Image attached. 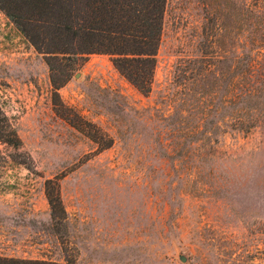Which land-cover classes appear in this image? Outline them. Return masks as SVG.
Wrapping results in <instances>:
<instances>
[{
    "label": "rangeland",
    "instance_id": "1",
    "mask_svg": "<svg viewBox=\"0 0 264 264\" xmlns=\"http://www.w3.org/2000/svg\"><path fill=\"white\" fill-rule=\"evenodd\" d=\"M241 1L166 0L146 94L102 53L53 92L42 54L0 9V256L264 264V123L228 130L199 68L210 62L223 86ZM45 179L58 181L63 224L50 220Z\"/></svg>",
    "mask_w": 264,
    "mask_h": 264
},
{
    "label": "trees",
    "instance_id": "2",
    "mask_svg": "<svg viewBox=\"0 0 264 264\" xmlns=\"http://www.w3.org/2000/svg\"><path fill=\"white\" fill-rule=\"evenodd\" d=\"M165 1L0 0V9L42 54L53 92L67 81L78 59L102 53L109 55L112 66L137 91L146 94L152 83ZM232 12L231 30L239 33L229 38L223 86L210 69V62L200 60L203 65L199 68L206 72L204 86L210 75L209 90H214V95L221 92L214 111L224 104L226 128L246 134L264 123V0H242L239 8L232 4ZM56 113L82 130L75 113ZM8 136L18 142L14 132ZM92 140L95 142V138ZM43 192L51 222L63 224L58 181L45 179ZM0 264L60 263L0 256Z\"/></svg>",
    "mask_w": 264,
    "mask_h": 264
},
{
    "label": "water",
    "instance_id": "3",
    "mask_svg": "<svg viewBox=\"0 0 264 264\" xmlns=\"http://www.w3.org/2000/svg\"><path fill=\"white\" fill-rule=\"evenodd\" d=\"M178 259H179L180 261H184V260H185V258H184L183 255H178Z\"/></svg>",
    "mask_w": 264,
    "mask_h": 264
}]
</instances>
